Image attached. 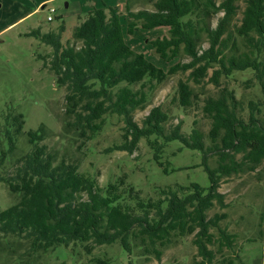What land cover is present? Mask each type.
<instances>
[{"label": "trees", "instance_id": "16d2710c", "mask_svg": "<svg viewBox=\"0 0 264 264\" xmlns=\"http://www.w3.org/2000/svg\"><path fill=\"white\" fill-rule=\"evenodd\" d=\"M143 1L151 9L140 8L139 0H123L124 16L102 1L74 28L72 44L61 42L62 23L55 32L38 29L28 36L51 47L50 54L39 58L49 59L55 84L65 90L62 129L66 136L83 144L101 131L107 116L117 115L123 121L122 143L111 150L132 154L145 139L158 160L166 143L179 141L201 152L210 185L207 189L197 184L160 188L156 199L142 198L125 175L100 187L94 177L79 173L76 163L56 162V156L40 144L47 135L44 126L25 133L29 151L17 154L22 116H0V168L10 162L15 167L14 174L1 181L17 197L14 205L0 211V235L20 238L30 253L79 244L90 254L97 246L118 243L127 257L160 260L165 249L193 235L198 255L210 262L213 255L208 246L214 238L210 230L225 217L207 218L214 206H226L218 191L220 182L254 172L264 160V0H245L235 25L231 23L237 0ZM220 13L212 27L211 21ZM160 27L167 29L166 34L147 42L155 54L166 63L183 54L188 62H176L165 70L125 41L124 34ZM187 71L194 85L202 86L207 79L206 84L218 90L203 95L187 81H179L176 87L182 108L204 96L201 112L210 120L209 145L196 120L185 134L181 123L167 126L169 117L159 106L149 111L141 125L133 119L159 85ZM235 74L249 76L237 83ZM237 84L253 89V97L238 94ZM209 156L217 158L216 167H209ZM218 230L229 246L232 237Z\"/></svg>", "mask_w": 264, "mask_h": 264}, {"label": "rangeland", "instance_id": "374dc122", "mask_svg": "<svg viewBox=\"0 0 264 264\" xmlns=\"http://www.w3.org/2000/svg\"><path fill=\"white\" fill-rule=\"evenodd\" d=\"M102 1L117 7L120 16H124L123 0H0V116H22L23 128L16 153L29 151L26 132L44 126L47 135L40 144L56 156V162L64 159L76 163L78 172L94 177L100 187L125 175L127 182L144 199H156L158 189L176 185L188 187L197 184L207 189L210 183L202 166L201 152L187 149L179 141L166 143L158 153V160L145 139L139 141L137 150L132 154L111 150L122 143L123 121L117 115L107 116L101 131L83 144L81 140L75 141L64 134L62 114L65 90L55 84L49 59L39 58L50 54L51 47L28 36V33L38 29L41 33L55 32L62 23L64 33L61 42L72 44L74 28L89 10L101 6ZM221 1L216 0L217 3ZM143 2L139 0L136 4L140 8L151 9ZM42 5H45L43 9ZM244 6L245 0L236 1L237 12L231 24H239ZM221 15L211 21L212 27ZM48 16L52 17V21L47 20ZM166 31L164 27L140 29L131 36L124 34V38L132 50L142 53L154 65L166 70L176 62L189 61L180 54L166 63L155 54L147 42L166 34ZM75 45L79 46L78 43ZM188 73L178 72L168 77L153 92L146 107L133 113V119L141 125L149 111L159 106L167 112V126L181 123L185 134L190 132L192 122L196 120V127L202 131L206 145H209L210 120L201 112L202 99L203 95H213L218 90L212 84H206L207 79L202 86L194 85L188 79ZM248 76L235 74L234 78L240 83ZM179 81H187L195 92L203 93L191 107L182 108L178 104L176 87ZM235 88L238 94L253 97V89L242 88L240 84ZM243 102L246 104L247 100ZM216 159L215 156L208 157L210 168L216 167ZM14 170L12 162L0 168V211L17 202L16 195L11 194L7 184L1 181L12 176ZM218 191L224 195L226 206H214L207 212V218L215 214H224L225 217L217 228L210 230L214 235L213 244L208 246L213 255L210 262L198 255L192 244L193 235L165 249L160 260L153 257L146 260L137 255L127 257L118 243L97 246L90 254H86L79 244L68 248L59 246L46 253H30L20 238L0 235V264H99L101 261L106 264H222L229 259L233 264H264V160L254 172L223 179ZM218 228L232 237L229 246Z\"/></svg>", "mask_w": 264, "mask_h": 264}, {"label": "built area", "instance_id": "2783aa9c", "mask_svg": "<svg viewBox=\"0 0 264 264\" xmlns=\"http://www.w3.org/2000/svg\"><path fill=\"white\" fill-rule=\"evenodd\" d=\"M47 20H48V21H52V17H51V16H48V17H47Z\"/></svg>", "mask_w": 264, "mask_h": 264}, {"label": "water", "instance_id": "95a60500", "mask_svg": "<svg viewBox=\"0 0 264 264\" xmlns=\"http://www.w3.org/2000/svg\"><path fill=\"white\" fill-rule=\"evenodd\" d=\"M45 7V5H42L41 8L43 9ZM65 7H67V4H65Z\"/></svg>", "mask_w": 264, "mask_h": 264}]
</instances>
